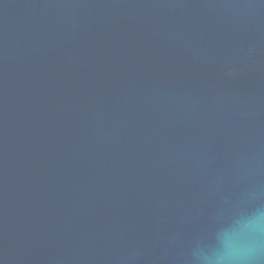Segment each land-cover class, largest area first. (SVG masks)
Returning <instances> with one entry per match:
<instances>
[{"label":"water","instance_id":"1","mask_svg":"<svg viewBox=\"0 0 264 264\" xmlns=\"http://www.w3.org/2000/svg\"><path fill=\"white\" fill-rule=\"evenodd\" d=\"M264 264V0H0V264Z\"/></svg>","mask_w":264,"mask_h":264},{"label":"clouds","instance_id":"2","mask_svg":"<svg viewBox=\"0 0 264 264\" xmlns=\"http://www.w3.org/2000/svg\"><path fill=\"white\" fill-rule=\"evenodd\" d=\"M261 253L260 245L249 253L238 256L221 257L216 261V264H258L259 256Z\"/></svg>","mask_w":264,"mask_h":264}]
</instances>
